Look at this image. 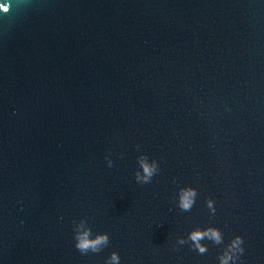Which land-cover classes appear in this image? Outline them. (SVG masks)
<instances>
[{"label":"water","instance_id":"1","mask_svg":"<svg viewBox=\"0 0 264 264\" xmlns=\"http://www.w3.org/2000/svg\"><path fill=\"white\" fill-rule=\"evenodd\" d=\"M0 3V264H264V0Z\"/></svg>","mask_w":264,"mask_h":264},{"label":"clouds","instance_id":"2","mask_svg":"<svg viewBox=\"0 0 264 264\" xmlns=\"http://www.w3.org/2000/svg\"><path fill=\"white\" fill-rule=\"evenodd\" d=\"M10 4L0 3V11L8 13L10 11ZM138 147V146H137ZM137 163L142 169V173L137 171L135 173V179L138 183L146 184L150 183L153 176L157 173V165L155 161L149 163L147 156H140L137 158ZM109 167L112 166V162L109 161ZM196 191L192 188L181 189L179 193V208L188 212L191 211L195 204ZM209 209L215 214V208L213 207V201H207ZM74 225V240L75 247L81 254L99 253L103 248L109 244V235L107 233H99L93 235L91 227L87 224V221L80 219L78 222L73 221ZM189 239L192 241V246L199 254H205L208 251L207 246L202 245L200 242L204 239L211 240L214 244L220 245L223 243V236L219 229L210 227L207 229H197L190 233ZM179 243L183 244V239L179 240ZM244 241L239 235L227 245L223 253L219 256V264H237L239 256L244 253L242 247ZM106 264H120V257L118 253L113 251L108 257Z\"/></svg>","mask_w":264,"mask_h":264}]
</instances>
